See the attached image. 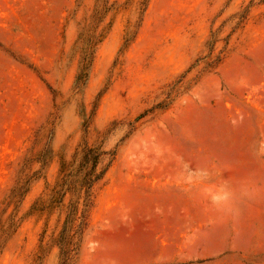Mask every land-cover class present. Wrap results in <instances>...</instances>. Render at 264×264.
Instances as JSON below:
<instances>
[{
	"label": "rangeland",
	"instance_id": "374dc122",
	"mask_svg": "<svg viewBox=\"0 0 264 264\" xmlns=\"http://www.w3.org/2000/svg\"><path fill=\"white\" fill-rule=\"evenodd\" d=\"M87 144L68 264H264V0H0V264H63Z\"/></svg>",
	"mask_w": 264,
	"mask_h": 264
},
{
	"label": "trees",
	"instance_id": "16d2710c",
	"mask_svg": "<svg viewBox=\"0 0 264 264\" xmlns=\"http://www.w3.org/2000/svg\"><path fill=\"white\" fill-rule=\"evenodd\" d=\"M106 154H107L106 152L101 151L100 148L97 146L87 144L85 147L83 160L80 162V164H81V168L86 170L84 176V185H87V191L84 197V208L81 214L82 221L77 230L79 238H78V242L75 243L76 246L74 248L66 247V245L68 246V244L70 243H66V245L62 244V253L64 256L63 264H68L69 260L71 259L70 255L72 251H75V254L79 253V249H80L79 246L82 235L84 233V227L87 225L86 223L87 213L89 212L90 208L93 205L91 189L93 188L96 182H98L104 177L111 162L110 160V162L101 171L96 172V169L102 163V160ZM66 230L67 228L65 229V231ZM71 245H73L72 242Z\"/></svg>",
	"mask_w": 264,
	"mask_h": 264
}]
</instances>
